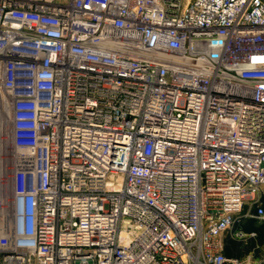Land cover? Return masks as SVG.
<instances>
[{
	"label": "built area",
	"instance_id": "1",
	"mask_svg": "<svg viewBox=\"0 0 264 264\" xmlns=\"http://www.w3.org/2000/svg\"><path fill=\"white\" fill-rule=\"evenodd\" d=\"M243 219L264 0H0V264H264Z\"/></svg>",
	"mask_w": 264,
	"mask_h": 264
},
{
	"label": "rangeland",
	"instance_id": "2",
	"mask_svg": "<svg viewBox=\"0 0 264 264\" xmlns=\"http://www.w3.org/2000/svg\"><path fill=\"white\" fill-rule=\"evenodd\" d=\"M248 219L237 222L234 227L222 235L223 250L239 258H250L259 262L264 258V220H255L253 225L245 227ZM243 231V235L238 234ZM254 233V234H253Z\"/></svg>",
	"mask_w": 264,
	"mask_h": 264
},
{
	"label": "trees",
	"instance_id": "3",
	"mask_svg": "<svg viewBox=\"0 0 264 264\" xmlns=\"http://www.w3.org/2000/svg\"><path fill=\"white\" fill-rule=\"evenodd\" d=\"M253 222H255V220H253V219H248V221H247V223H244V226L247 228V227H249V225H253ZM227 255H229V256H235V257H238V256H236V255H234V254H232V253H230V252H225Z\"/></svg>",
	"mask_w": 264,
	"mask_h": 264
}]
</instances>
